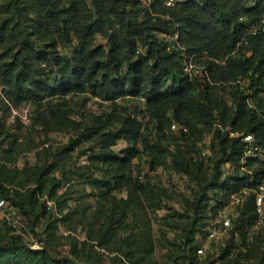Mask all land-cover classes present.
<instances>
[{
  "label": "trees",
  "instance_id": "obj_1",
  "mask_svg": "<svg viewBox=\"0 0 264 264\" xmlns=\"http://www.w3.org/2000/svg\"><path fill=\"white\" fill-rule=\"evenodd\" d=\"M167 1L0 0V85L6 109L45 106L32 125L57 132L74 124L69 95L91 93L112 103L141 99L145 124L118 114L119 128L98 119L100 127L86 136L96 138L100 148L94 154L108 167L107 178L95 184L110 195L136 182L132 166L138 156H148L153 168L170 156L176 169L192 175L199 187L191 202V228L204 218L206 227L209 212L228 204L232 195L244 197L227 241L231 247L236 232L259 218L254 191L264 179V0H184L173 6ZM97 37L105 45H96ZM74 46L71 55L60 51ZM192 64L203 69L186 71ZM173 124L187 131L172 132ZM198 126L216 151L209 173H202V160L193 165L185 154L184 145ZM246 135L253 137L256 154L247 152ZM119 141L129 145L122 156H116ZM226 166L234 171L226 172ZM0 192L24 215H40L35 191L18 201L0 182ZM213 199L217 204H210ZM184 231L192 245L194 232ZM200 233L206 238V230ZM201 246L203 242L191 250ZM187 258L188 264L197 263ZM0 264L80 263L53 258L13 235L0 242Z\"/></svg>",
  "mask_w": 264,
  "mask_h": 264
},
{
  "label": "rangeland",
  "instance_id": "obj_2",
  "mask_svg": "<svg viewBox=\"0 0 264 264\" xmlns=\"http://www.w3.org/2000/svg\"><path fill=\"white\" fill-rule=\"evenodd\" d=\"M3 16L0 12V21ZM95 44L105 45V41L97 37ZM74 48L60 51L71 55ZM189 66L192 73L203 69L198 64ZM2 90L0 85V182L5 193L18 201L35 191L40 215L35 218L31 211L24 215L7 200L14 211L9 217L0 215V242L20 235L35 242L36 250L80 264H188L187 256L194 257L196 264H264V225L244 227L236 232L234 246L227 247L237 217L236 199L233 206H222L226 211L218 217L210 211L206 227L204 218L191 228L195 217L191 202L199 187L192 175L176 169L170 156L153 168L142 154L133 161L135 183L107 196L97 187L95 181L107 178L108 167L94 154L100 148L96 138L86 136L100 127L98 119L110 121L111 129L119 128L118 114H129L145 124L148 117L141 99L112 103L91 93L69 95L67 106L74 124L49 132L32 125L45 106L27 103L10 106L8 111ZM25 115L29 120L23 119ZM192 138L184 145L188 161L194 165L202 160V173L211 172L216 151L209 136L198 126ZM128 146L119 141L116 156H122ZM225 171L232 173L234 168L226 166ZM212 216L217 220L228 216L232 224L228 234L217 224L220 236L214 242L200 233L215 222ZM186 228L194 232L192 245ZM200 242L207 247L204 254L191 250Z\"/></svg>",
  "mask_w": 264,
  "mask_h": 264
},
{
  "label": "built area",
  "instance_id": "obj_3",
  "mask_svg": "<svg viewBox=\"0 0 264 264\" xmlns=\"http://www.w3.org/2000/svg\"><path fill=\"white\" fill-rule=\"evenodd\" d=\"M184 0H168L167 1V5H170V6H173L175 5L176 3L178 2H182ZM256 33V30H254L252 32V34H255ZM186 71L188 72H192L191 71V66H187L186 67ZM17 116V118H19V120L22 121V118L20 116L16 114H14ZM14 117V116H13ZM23 119L27 120L28 117L27 115H25V117H23ZM29 120V119H28ZM172 130L173 131H178V130H182L184 132L187 131L186 128L184 127H180L178 126L177 124H173L171 126ZM253 140V137L250 136V135H246L243 137V141L245 142H248L249 146L247 147V152L248 153H251V154H256L258 152V148L251 145V142ZM262 158V161H264V157L261 156ZM244 194H246L248 191L245 189L244 191ZM254 195H255V207H256V212L258 213V221H257V224H260V225H264V179L262 181V183L258 186V188L254 191ZM237 200L236 201V205H240L243 203L244 201V197L242 196H237V195H232L231 198H230V201L228 202V204L226 206L228 207H231L234 205V200ZM225 207H221L219 208L217 211H216V216L218 217L220 215V213L222 212H225L226 210L224 208ZM14 211V206H12L7 200H5L3 197L0 196V215H3L4 217H9V215ZM213 219H215L214 223L213 224H210L208 229H207V235H206V238L208 241L210 242H214L218 239V237L220 236V232L218 231V228H217V224H220L221 228L223 229V232H225V234L227 233L228 234V230L231 229V220L228 216L226 217H220L219 220H217V217L214 218V216H212ZM35 245H37L35 242L31 243V247L36 249L38 247H35ZM206 246H201L199 249H198V254H204L205 251H206Z\"/></svg>",
  "mask_w": 264,
  "mask_h": 264
}]
</instances>
